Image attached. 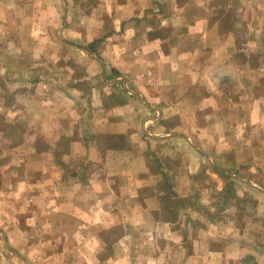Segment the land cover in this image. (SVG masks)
<instances>
[{"label": "crops", "instance_id": "0c3cea01", "mask_svg": "<svg viewBox=\"0 0 264 264\" xmlns=\"http://www.w3.org/2000/svg\"><path fill=\"white\" fill-rule=\"evenodd\" d=\"M0 264H264V0H0Z\"/></svg>", "mask_w": 264, "mask_h": 264}]
</instances>
